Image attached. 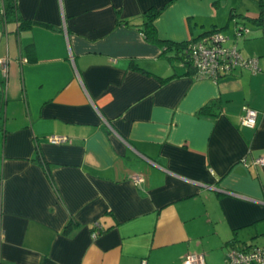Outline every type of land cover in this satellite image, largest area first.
<instances>
[{"label":"crops","instance_id":"crops-1","mask_svg":"<svg viewBox=\"0 0 264 264\" xmlns=\"http://www.w3.org/2000/svg\"><path fill=\"white\" fill-rule=\"evenodd\" d=\"M170 1L16 0L24 29L0 13V264H226L231 247L264 248L259 0H173L155 20L176 43L247 29L234 46L260 71L217 82L129 27Z\"/></svg>","mask_w":264,"mask_h":264},{"label":"built area","instance_id":"built-area-1","mask_svg":"<svg viewBox=\"0 0 264 264\" xmlns=\"http://www.w3.org/2000/svg\"><path fill=\"white\" fill-rule=\"evenodd\" d=\"M247 32L245 28H236L235 41L244 37ZM227 41L228 37H225L221 32H214L189 45L191 66H193L196 80L210 79L217 82L221 77L231 74L237 68L247 69L252 73L260 71L257 59H244L236 46H225ZM8 71V60L0 58V80L5 84L3 94L6 91ZM257 117V111L245 107L240 125L246 128H254ZM49 141L52 145L69 142L68 138L60 136H52ZM254 164L264 166V157L256 160ZM133 181L138 184L141 182V178L135 177ZM96 236L97 234L93 233L92 237L96 238ZM205 262L204 254H189L182 258L180 264H205ZM226 264H264V248L256 246L231 247L226 253Z\"/></svg>","mask_w":264,"mask_h":264},{"label":"trees","instance_id":"trees-1","mask_svg":"<svg viewBox=\"0 0 264 264\" xmlns=\"http://www.w3.org/2000/svg\"><path fill=\"white\" fill-rule=\"evenodd\" d=\"M172 1L173 0H171L170 2H168L161 8H158V7L148 8L143 13V17H142L143 21L141 24H135V25L130 24L129 25L128 22H126V24L129 25L130 28L140 32L144 40L148 44H152V45H156L160 47L164 55H168L169 59L175 60L178 63H180L183 68H186L194 76L193 66H191L189 45L192 42H195L196 40L200 39L201 37L205 35H208L214 32H219V31L212 30L209 32H205L198 38L189 40L188 42H181V43H176L170 40L161 39L158 35L154 22ZM259 5L261 8V11H260V15L257 17V20L255 21L258 24H263L264 0H259ZM0 13H1L2 21H3L2 23H5L6 21H12V20H18V19L20 20V17L18 16V11H17L16 0H2V3L0 5ZM33 24H34L33 22H29V21H21V22L19 21V29L28 28ZM40 26L47 27L46 25H40ZM241 27H238V28H241ZM209 105L203 107L200 112L209 113V109H210Z\"/></svg>","mask_w":264,"mask_h":264},{"label":"rangeland","instance_id":"rangeland-1","mask_svg":"<svg viewBox=\"0 0 264 264\" xmlns=\"http://www.w3.org/2000/svg\"><path fill=\"white\" fill-rule=\"evenodd\" d=\"M253 2H254V0H242V4L248 5V6H252ZM236 5L239 6L240 4H236ZM227 19H228V17H227ZM198 31L199 30H197L195 33H197ZM221 32L225 37H228V41L225 43V46H234L237 41L242 42V38H238L237 41H235V38H234L235 30L233 31L232 22H229L228 28L225 30H222ZM240 42H239V44H240ZM173 63H174V66H176V65L178 66L177 62L174 61Z\"/></svg>","mask_w":264,"mask_h":264}]
</instances>
